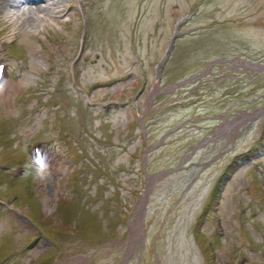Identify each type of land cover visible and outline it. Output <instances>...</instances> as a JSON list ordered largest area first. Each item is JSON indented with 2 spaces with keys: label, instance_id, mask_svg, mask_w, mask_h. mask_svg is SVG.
I'll use <instances>...</instances> for the list:
<instances>
[{
  "label": "rangeland",
  "instance_id": "obj_1",
  "mask_svg": "<svg viewBox=\"0 0 264 264\" xmlns=\"http://www.w3.org/2000/svg\"><path fill=\"white\" fill-rule=\"evenodd\" d=\"M11 2L0 264H264V0Z\"/></svg>",
  "mask_w": 264,
  "mask_h": 264
},
{
  "label": "bare ground",
  "instance_id": "obj_2",
  "mask_svg": "<svg viewBox=\"0 0 264 264\" xmlns=\"http://www.w3.org/2000/svg\"><path fill=\"white\" fill-rule=\"evenodd\" d=\"M23 4L27 3V4H36L37 2L33 1H29V0H23ZM47 1L48 5H54V0H41L39 2H44ZM9 7L12 9L13 15H19L17 14L16 11L18 8V4L16 3V0H12L11 3H8ZM47 6H43V5H37L36 8L38 9V11L40 12H45V11H49L50 7ZM19 18H21V16H19ZM20 21V19L18 20ZM245 117V115L243 116ZM241 117V118H243ZM236 120L234 121V123L228 125L227 127L229 129L235 128L238 123L242 120V119ZM146 202V197L144 196L139 202H138V208L137 211L135 212V214L133 215V218L130 220V231H129V238H128V242L126 245V250L125 253L122 257V260L119 264H128L129 259L131 258L132 254L134 253L135 249H137L138 245L141 243L142 240V233H143V217H144V204ZM80 263V260H76ZM78 263V264H79Z\"/></svg>",
  "mask_w": 264,
  "mask_h": 264
}]
</instances>
